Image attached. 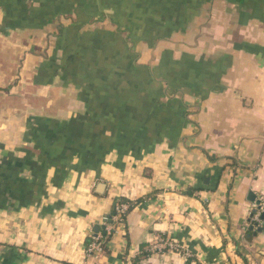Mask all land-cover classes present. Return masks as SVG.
<instances>
[{
	"label": "crops",
	"instance_id": "obj_1",
	"mask_svg": "<svg viewBox=\"0 0 264 264\" xmlns=\"http://www.w3.org/2000/svg\"><path fill=\"white\" fill-rule=\"evenodd\" d=\"M81 5L0 0V264H133L163 242L178 250L140 264H264L249 220L264 196V0H209L154 48L116 51L112 73L77 65L80 41L115 30L76 23ZM164 51L196 66L165 86L125 71Z\"/></svg>",
	"mask_w": 264,
	"mask_h": 264
},
{
	"label": "trees",
	"instance_id": "obj_2",
	"mask_svg": "<svg viewBox=\"0 0 264 264\" xmlns=\"http://www.w3.org/2000/svg\"><path fill=\"white\" fill-rule=\"evenodd\" d=\"M89 1L91 9L84 12V6H79L78 9L81 10L74 14L75 22L84 20L87 24H94L108 21L115 27V30L106 32L96 28L90 36L86 37L87 41H80L75 52L83 57L78 60L77 65L82 68L89 65L93 68L92 65L101 59L102 67L108 71L112 69V73L117 63L111 57L116 51L128 54L129 57L134 56L136 55L134 47L138 42H148L146 45L150 49L154 48L157 42L168 40L174 33L186 30V24L209 0H104L108 3L107 6L103 4L104 1L101 3L100 0ZM95 3L100 5L95 7ZM99 7L103 10H99ZM105 53H108L109 57H101ZM167 55V51H164L161 59L164 56L167 58ZM227 60L228 57H223L213 62L219 64L221 70L222 67L228 66ZM202 62L206 65L210 61L203 60ZM195 64L187 59L174 62L162 59L156 68L132 64L131 67L126 66L125 71L129 73L131 68L133 71L139 69L146 75L147 71H151L154 75L150 74V79L157 76L159 83L165 86L169 84L168 80L172 79L171 76H176L182 70L186 72L187 69L196 66ZM101 243L104 245L103 240ZM150 253L149 248H143L133 264H140V261Z\"/></svg>",
	"mask_w": 264,
	"mask_h": 264
},
{
	"label": "built area",
	"instance_id": "obj_3",
	"mask_svg": "<svg viewBox=\"0 0 264 264\" xmlns=\"http://www.w3.org/2000/svg\"><path fill=\"white\" fill-rule=\"evenodd\" d=\"M129 209L128 204L122 203V202H116L115 205V211L116 215L111 220V223L114 222L115 224H119L123 218L125 217L127 211ZM250 223L251 225L258 227L261 229V231L264 233V196L260 197L257 201V203L253 204L251 206V215H250ZM105 222V230L109 233L110 225L106 224L107 220H104ZM102 239L99 235H95L92 238V242L90 243L87 253L88 254H94L95 257H99L102 255L104 245L101 243ZM170 249V250H178V246L173 243H158L150 246L149 251L151 253L161 251L162 249Z\"/></svg>",
	"mask_w": 264,
	"mask_h": 264
},
{
	"label": "water",
	"instance_id": "obj_4",
	"mask_svg": "<svg viewBox=\"0 0 264 264\" xmlns=\"http://www.w3.org/2000/svg\"><path fill=\"white\" fill-rule=\"evenodd\" d=\"M260 231V230H259Z\"/></svg>",
	"mask_w": 264,
	"mask_h": 264
}]
</instances>
